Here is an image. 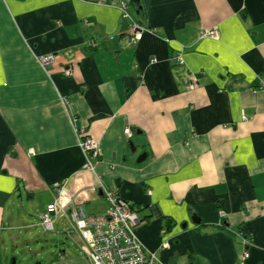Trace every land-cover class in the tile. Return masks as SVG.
Here are the masks:
<instances>
[{"label":"crops","instance_id":"crops-1","mask_svg":"<svg viewBox=\"0 0 264 264\" xmlns=\"http://www.w3.org/2000/svg\"><path fill=\"white\" fill-rule=\"evenodd\" d=\"M122 1L0 0V264L58 182L104 214L100 181L164 264H264V0ZM74 236L37 264H92Z\"/></svg>","mask_w":264,"mask_h":264},{"label":"built area","instance_id":"built-area-1","mask_svg":"<svg viewBox=\"0 0 264 264\" xmlns=\"http://www.w3.org/2000/svg\"><path fill=\"white\" fill-rule=\"evenodd\" d=\"M121 8L123 14L131 19L127 14V2L122 1ZM130 31L133 43L140 40L143 29L141 30L137 23H132ZM203 36L218 39V32L215 30L204 32ZM54 60V55H48L41 57L39 62L47 68ZM71 73L72 68L65 71L66 76H70ZM84 132V129L78 130L82 138L80 146L87 157L86 169L95 172L93 161L100 156V146L91 138L84 136ZM64 185L58 182L53 186L54 201L47 205L40 216V225L45 231H54L56 221L65 217L70 225L68 234H77L82 239L83 249L92 264H164L138 239L136 228L140 221L137 212L116 191L107 189L100 181L99 188L108 202V209L104 214L93 215L67 196ZM244 239L248 242L247 237ZM169 247L168 241L161 245L163 250ZM249 256V253L245 252L243 260Z\"/></svg>","mask_w":264,"mask_h":264},{"label":"rangeland","instance_id":"rangeland-1","mask_svg":"<svg viewBox=\"0 0 264 264\" xmlns=\"http://www.w3.org/2000/svg\"><path fill=\"white\" fill-rule=\"evenodd\" d=\"M132 6L133 5L130 6L131 14L137 16ZM23 199H27V196H24ZM42 202L43 198H40L39 204H42ZM55 226V231L48 232L43 229L40 225V221H38L37 225L32 229L33 234L28 238L27 252H17L15 256L10 257L8 264H13V261L16 259L15 264H37L40 263V260L46 258L49 259L52 252H55V249L58 247L64 248L68 245L69 247L76 249L78 245L77 241L80 239L75 236L72 239L68 238L69 234H66V231L68 232L70 230L68 220L65 217H62ZM24 257H27L28 259L25 260Z\"/></svg>","mask_w":264,"mask_h":264},{"label":"water","instance_id":"water-1","mask_svg":"<svg viewBox=\"0 0 264 264\" xmlns=\"http://www.w3.org/2000/svg\"><path fill=\"white\" fill-rule=\"evenodd\" d=\"M135 3L138 4V3H139V0H135ZM145 157H146V155H144L143 157L139 158L138 161H142ZM193 222H194L195 224H198V225L200 224V220H198V219L196 220V218L193 219ZM184 227H185V226H184ZM13 263L15 264V262H13Z\"/></svg>","mask_w":264,"mask_h":264},{"label":"trees","instance_id":"trees-1","mask_svg":"<svg viewBox=\"0 0 264 264\" xmlns=\"http://www.w3.org/2000/svg\"><path fill=\"white\" fill-rule=\"evenodd\" d=\"M131 5H135V0H130V2H129ZM138 9V12L140 13V10H139V8H137Z\"/></svg>","mask_w":264,"mask_h":264},{"label":"flooded vegetation","instance_id":"flooded-vegetation-1","mask_svg":"<svg viewBox=\"0 0 264 264\" xmlns=\"http://www.w3.org/2000/svg\"><path fill=\"white\" fill-rule=\"evenodd\" d=\"M127 2L129 3V2H130V0H127Z\"/></svg>","mask_w":264,"mask_h":264}]
</instances>
